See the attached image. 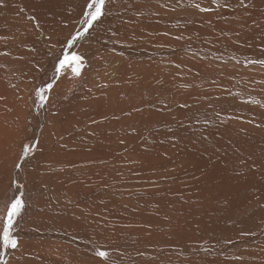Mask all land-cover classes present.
Instances as JSON below:
<instances>
[{"label":"bare ground","instance_id":"bare-ground-1","mask_svg":"<svg viewBox=\"0 0 264 264\" xmlns=\"http://www.w3.org/2000/svg\"><path fill=\"white\" fill-rule=\"evenodd\" d=\"M163 1L112 0L108 5L109 14L103 19V22L90 29L86 38L78 41L70 50L65 47V41L77 30L83 28L79 20L84 11L85 0H3V7L0 2V8L2 9H0V21H5V27L0 28V33L4 35L9 46L5 56H0V103L5 102V112L1 109L0 113V130L2 127L5 130L1 132L0 140L3 135L8 136L11 140L12 136L17 135V138L14 139L15 143H12L14 151H12V145L8 142L0 145V173H3L2 178L0 177V209L4 208L5 201L9 196L19 194L15 190L17 184L25 185L21 191L25 193L24 199L26 201V207L21 217L18 218V225L14 229V234L17 235L19 241L18 247L9 250L0 248V257H2L0 264H3L5 260L8 264H105L103 260L95 255L96 249H107L111 252L109 253L108 264H144L145 261L139 258H145L150 253H157V250L163 251L164 246L169 242L176 244L177 247L168 248V250H171L170 254L172 256L170 257L173 258L162 264H264V242L263 244H252L255 242L253 240L257 242L262 234V228L259 229V227L256 231V233L258 232L257 235L237 242L239 244L247 242L249 246L243 252L235 254L233 252L234 257L230 255L220 257V253H224L227 249H224L225 245L221 247L223 252L212 248V250H209L197 246V248L193 247L195 244L187 246L185 239H187L188 233L185 238H171L189 230L187 227L189 224L182 223V219L194 221L197 216L207 217L206 207H217L219 213L216 214L219 216L228 214L224 221L234 219L241 211L246 212V207L252 208L250 203L244 205L243 202V204L241 202L240 204L239 200H235L239 196L243 197L244 193L237 188L241 186L239 183H232V185L227 183V180L231 179H225V183L224 181L218 182L215 179L210 181L209 177L208 180L197 182L187 188V192L183 195L178 194L181 184L177 185L176 192L169 190L161 196H148L149 200L147 199V202H144V207L138 208H147L149 213L136 216L135 222L142 226L141 230L143 232L151 233L157 241L148 240L147 242L130 244V242L124 241L123 238L121 239L122 234H124L120 230L121 219H133L128 207L130 199L126 197L127 200L124 199L126 206L122 207L125 210L122 209L123 211H119V214L113 217L116 221V226L113 228L115 233L114 243L104 244L102 241L104 239L102 234L105 230L103 226L106 221L108 223V220L111 219L110 216H107L111 210L107 203L108 201H114L111 195L106 192L109 188L108 184L105 185V182L108 183L109 181L107 179L108 172L112 168L116 169V165L113 164L127 156L136 159V165L129 167L126 165V168H129L132 173L136 171V166L141 164L137 162L138 159L145 161L139 167L145 172L147 167L145 169L144 167L147 165L160 164L159 166L164 168V164H161L166 162V159L159 153V149L165 145L151 147L152 143H149L150 145L144 144V139L150 141L152 135H159L156 137V142H158L165 138V131L162 133H158V131L163 129L164 125H167L169 109L167 87L164 88L163 85H160L161 88L155 87L158 86V83L154 86L150 85L151 79L144 77V75L153 74L152 72H157L158 68L162 71L161 74L165 73L168 76L172 74V69L190 74L194 73L196 78H200L203 74V69L201 70L199 67L187 68L186 61L179 60L177 55H174V61L172 62L174 67L171 69L164 62L157 65L145 58L146 55L143 54L146 51H141L138 48L130 49L128 46L137 43L152 44V41L158 40L179 47L180 42L178 40L171 39L163 34L170 26L178 31L185 32L187 28L192 29L191 33L200 31L201 36L209 38L212 37L207 33L209 28H206L203 24L199 27L195 21L200 23V20H202L204 23L213 26L216 23V21H212L210 11V13L208 11V13H202L203 11L201 12L200 8L198 9L195 6L201 2L206 8L211 5V0H194L195 2L191 0L187 3L184 1L182 5H180V0ZM19 8H22V11ZM229 12H220L218 15L228 17ZM32 17H35V19H32ZM255 17L254 14H252L251 19L239 15L231 18V22L241 19L240 21H243V23H250L249 25H251ZM262 19H264V16ZM229 32L232 36L239 35L234 29L228 30L225 35H230ZM92 43L96 45L88 48ZM5 44L7 45V43ZM84 44H88V46L82 49L81 47ZM62 50L83 55L84 64L79 76H73L70 69L60 74L56 73L55 66L58 64V60L62 58ZM114 52L117 53L115 56H113ZM137 58L140 60L137 65L144 67V70L141 68L139 72L140 79L144 78L146 80L143 81V84L141 81L136 84L132 83L131 79L133 77L129 76L130 60H137ZM118 62H123V67H118L119 69L115 72L114 69L118 66ZM133 66L137 71V66ZM228 76L230 75L228 74ZM225 78L227 77L222 78L223 82L227 81ZM258 78L260 82L264 83V75H259ZM30 79H33V85L27 89V83L31 81ZM205 79H208V77ZM232 79L234 80V77ZM3 81L5 82L3 83ZM47 83L53 84L49 94L51 106L46 107L49 106V102L46 103L42 109L40 108L41 113L33 117L35 111L32 110L35 106L34 90L36 87ZM86 87H89L91 91L90 89L89 91L88 89L85 90ZM144 87L145 89H143ZM239 91L232 93L233 89H228V94L236 93L239 95ZM219 96L218 98H220ZM29 98L28 104L27 99ZM232 98L228 95L224 98L226 99L224 102H229L228 104L231 105L232 103L235 104V109L243 108L242 111L257 114L259 119L255 122H258L259 125L250 128V119H246V116L245 119L242 118L237 111H235L236 113H230L234 116V119L228 120L225 116L228 114V110L215 111L206 107L205 104L200 105V103H197L199 101L189 103V107L186 109L181 104L175 106L176 109L179 108L184 111L182 123L187 125L179 132L188 131L186 134H188L189 140L204 135L211 140L204 142L207 147L210 143H221V145L215 146L214 150H211L210 155L207 154L205 157L200 158L195 164L193 163V157L188 154L189 152L179 149L173 150L174 155H182L192 162L191 169L202 177L203 174L208 177V173L202 172L209 167L212 159L217 162L214 171H227L239 176V178L241 175L243 177L258 173L257 170L249 171L248 166H252L257 161L261 162L262 165L264 164L259 158V154L264 156V122H260V120L264 121V114L259 112L260 107L249 106L250 103L248 105L241 104V99L240 101L239 98L236 99L238 103ZM263 99L264 97H261V100ZM230 110L232 109L230 108ZM15 114L20 116L23 132H26L25 127H29L28 134L25 133L26 136L22 140V134H18L19 124L18 120L16 121ZM122 114L123 116L120 117ZM243 114L247 115L244 112ZM187 115H191L192 118H195V121L192 123L187 122L190 120ZM193 123L195 125L199 124V126L194 128ZM114 124L116 126L112 131ZM231 124L233 126H226ZM223 126L227 127V130ZM137 133L141 135V140L137 138ZM128 134L129 137H126ZM188 142L190 143V141ZM25 144L35 145V148L24 158L22 168L17 170L15 164L18 162V157L21 156L22 145ZM137 145L146 146L149 149H145L148 151L144 152L141 150L136 151L138 150ZM191 145L192 143H190ZM195 147L204 146L195 145ZM240 151L247 153L246 155H250V157L245 159V155ZM233 158L237 159L234 162V170L229 164L230 162H225L226 159L231 161ZM9 159L11 162H9V167L6 170L5 167ZM149 159H152L153 163L149 162V164L146 161ZM6 172L9 173L8 180L5 179ZM259 173L256 176H264V174ZM160 175L150 174L146 178L143 177L145 178L144 181L142 178L140 180H126L124 185L131 184L130 186H134L133 183L136 186L140 184L141 187L144 185L146 187H142L141 193L150 192V194H154L162 189L160 185L147 186L153 182H161ZM162 177L164 180V176ZM192 180L186 179L184 183L197 181ZM197 185H206V187L201 188L202 190L198 189L199 191H191ZM219 188L224 193L232 189V198H226L225 194L218 193ZM112 192L123 197L128 196L127 192L118 189H112ZM169 195H171L172 200L179 199L185 205L183 207L178 205L177 208L174 206L165 207L164 203L168 198L165 196ZM136 201L139 204L143 202L140 198ZM149 204H156L158 207H147ZM152 208L158 210V215L154 213L157 216L151 213ZM2 214L3 212H0V215ZM175 214L181 215V217H178L179 220L177 222L171 221L172 219L169 221L170 218L176 216ZM216 214L214 213L215 216ZM183 216L185 217L182 218ZM220 218L224 219V216H220ZM224 221H206L203 228L214 234L215 224L221 230ZM0 229H2V224H0ZM238 230L240 229L234 231ZM251 230L253 231L254 228L252 227L249 231ZM231 239L229 237L226 241L223 239L220 241L226 244ZM148 244L149 246H147ZM151 245L154 246L152 251ZM123 246H126V248L133 247L134 250L119 249ZM195 258L197 259L195 260ZM155 262H157L156 259H153L148 264H156Z\"/></svg>","mask_w":264,"mask_h":264},{"label":"rangeland","instance_id":"rangeland-1","mask_svg":"<svg viewBox=\"0 0 264 264\" xmlns=\"http://www.w3.org/2000/svg\"><path fill=\"white\" fill-rule=\"evenodd\" d=\"M159 1H162V0H159ZM180 1H181L180 5H182L184 3V1H185V3H187L191 0H180ZM192 1L195 2L194 0H192ZM201 1H203V0H201ZM0 2H1V6L3 7V4H2L3 0H0ZM169 2H171V1H169ZM198 5H200V8H205V6L201 4V2ZM206 8L212 9L210 11L212 14L211 18H212V21H216L215 25L213 26L212 24H206L202 20H200V23L198 21H195V22H197L199 27L203 24L206 26V28H209V31L207 33L210 36H212L213 38L212 37L204 38V36L200 35L201 34L200 31H198V32L196 31L194 33H191L192 29L187 28L184 32V31H178L177 29L175 30V28L173 29V27L170 26L167 31L163 32V34L165 36L166 35L169 36L171 39L178 40L180 42L179 47H176L172 43H165L164 41H158V40L152 41V44L151 43H137V44H132V45L128 46L130 49L138 48L141 51L142 50H144V52L146 51L145 52L146 54L145 53L143 54V55H146L145 58H148V60H150L154 64L156 63L157 65L161 64L160 62H164V63H166V65H168L167 67L168 68L170 67L171 69H172V67H174V63H172L174 61V55H177L179 60L182 59L183 61H186L187 68L193 69V68L199 67V69H201V70L203 69L202 70L203 74L200 78H196V77H194L195 76L194 73L190 74L188 72L178 71L177 69H172L171 72L173 75L171 74L168 76L165 73L161 74L162 71L158 68L157 72L153 71L152 72L153 74H146L147 76L144 75V77L151 79L150 85L154 86V84L156 85L158 83V86H155V87L161 88L160 85H163L164 88L167 87L166 88L167 91H166V89H164L167 92V97H168L167 98V104L169 107L168 117H167V125H164V128L158 131V133H162L163 131H165V138L162 141L159 140L160 142L159 141L156 142V137L159 135H152L150 141L144 139L145 143L142 142V143L148 144V145H150L149 143H152V145H150L151 147L152 146L162 147L165 145L163 148L159 149V153L161 154V156H163L166 159L167 163L162 162L160 160V162H162L161 165L164 164L163 166H164L165 170H164V168H161L159 166L160 164H153L151 166H148V165L145 166L144 169L146 167L149 169V167H150L149 171L146 168L147 171L145 172V171H142L141 168H139V167H141L142 162L145 163V161H141V159H138L137 162L141 163V164H139V166H136V169H135L136 171H134L132 173H131L129 168L128 169L126 168L127 167L126 165H128V167L132 166V165H136V159H133V158H130L129 156H127V157H124L123 159L117 161V163L113 164V165H116V169L112 168L108 172V178L107 179L109 181H108V183H107V181L105 182V185L108 184V187H109V188H107L106 192H108L111 195V198L114 201H111V202L108 201V203H107L108 207L109 208L111 207V210H110L111 213L109 212L108 213L109 215H107V216H110L111 219L108 220V223L106 221L105 225L103 226V229H105L103 231V234H102V236L104 235L103 236L104 239H102L104 244L114 243V241H115V233L113 231V228H114V226H116L115 225L116 221H115V219H113V217L118 215L119 211L125 210V208H122V207L126 206V204H124V202H125L124 199H126V200H127V198L130 199V204L132 206L129 204L128 207L130 209L129 210L130 214L133 216V219H129V220L121 219L122 222H121L120 230L124 232V234H122L123 236L121 237V239L123 238L124 241L130 242V244H133L134 242L138 243V242H142V241L147 242L148 240L157 241L156 238L153 237V235L151 233L143 232L141 230L142 226L135 222L136 216L138 217L142 213H149L147 208L141 209L138 207H144V205H143V204H145L144 202H147V199L149 200L148 196H153V195L154 196H157V195L161 196V195H164L165 191H169V190L171 192H172V190L174 192H176L177 191L176 190L177 185L182 184V186L178 189V190H180L178 194L183 195L187 192V190H186L187 188H190L193 184H196L197 182L200 183V182H203L204 180H208L209 177H210V181H213L215 179L216 181L220 182V181H224L225 179H231V180H227V183H229L231 185H232V183H239V185H241V186H238L237 188L239 190H241L244 194L242 195L243 197L239 196L235 200H239V203L243 202L244 205H245V203H246V205L250 203L251 204L250 207H252V208L246 207V209H245L246 212L241 211V213L242 212H244V213H242V214L239 213L237 215V217H234V219L231 218L230 220L224 221L228 214L220 215V216H224V219H221L220 216L216 214V213H219L218 212L219 210H217L218 209L217 207H213V208L211 206L206 207L207 208L206 212L208 213L207 217L197 216L194 221H187L186 219H182V223H184L186 225L189 224L187 226L189 228V230L181 232V233H179V234H177L171 238H181V237L185 238L186 234L188 233V237H187V239H185L187 246H189L191 244H195L193 247L197 246L199 248H205V249H209V250L212 248L213 250L217 249L220 252H223L221 250V247L223 245H225L224 249L225 248H227V249L224 253H220V257H223L225 255H230L231 257H234L233 255L235 253L243 252V250L247 246H249L248 243L246 242V243H240L239 244L237 242H240L241 239H246V238L253 237V236L257 235L258 232L256 233V231H257L258 227H259V229L262 228L261 229L262 234L260 235L259 239H257L258 241L256 242V240H253L255 242H253L252 244H258V243L263 244V242H264V240H263L264 239V178H262L264 176H256L261 171L262 172L259 174H262V175L264 174V164L262 165L261 162L257 161V163L252 164V166H248L250 169L249 171L257 170L258 173H255L251 176H243V177L241 175L239 178V176L232 174L230 172H227V171H223V170L214 171V167L217 165V162L214 159H212L211 162L209 163V167H207L206 170L204 172H202V173H208V177H205L204 174H203V177L199 174H196L191 169V166L193 165V163L195 164L197 162V160L205 157L207 154L210 155L211 150H214L215 146L221 145V143H214V144L210 143V145L212 147L210 145H209V147H207L204 145V142L205 141L209 142L211 140L209 138H206L204 135H201L194 140H189L188 134H186L188 131L187 132H179V131L183 130L185 128V126H187V125H184V123H182L185 113H184V111H181L179 108L176 109V107H175L176 105L179 106V104H181V105L185 106L184 109H186L189 107V103L199 101L197 103H200V105L205 104L206 107L212 108L215 111L220 110V109L228 110V112H227L228 114L225 115L228 120L234 119V116L230 115V113L237 111V113L241 114L242 118H244L246 116L245 117L246 119H248V120L250 119V121H251L250 128H255L257 125H259L258 122H255V121H258L257 119H259L257 114H252V113H247L245 111H242L243 108L242 109L241 108L235 109L234 108L235 104L232 103V105H231V104H228L229 102H224V100H226L224 98H226L228 95H230L231 98L233 97L232 99H235V100L239 98V101L241 99V102H242L241 104L244 103L245 105L246 104L248 105L250 103L249 106H258V107H260L259 112L264 114V99L261 100V97H264V83L260 82V80L258 78L259 75H264V63H260V61H264V19H262V17L264 16L263 15L264 14V0H243V6H241V0H215V3H213V0H211V5H209ZM19 10L22 11V8H19ZM227 11H230L228 13L229 14L228 17H225V15L224 16L218 15V13H220V12H226L227 13ZM204 12L205 11H203L202 13H204ZM208 12H206V13H208ZM198 13H199V11H198ZM0 14H1V12H0ZM235 14H236V16H234ZM252 14H254L256 17H255V20H253L252 22L250 20V22L252 23L251 25H249L250 23H243V21H240L241 19H239L238 21L235 20L234 22H231V20H232L231 18H235L239 15L247 16L249 19H251ZM216 18H217V20H216ZM4 27H5V21L1 20L0 21V28L2 29ZM1 29H0V31H1ZM233 29L235 31H237V34H239V35L232 36L230 34V32L228 33L230 35H225V33H227L228 30L231 31ZM5 43H7V45ZM95 45H96L95 43H92L89 46H88V44H84V45H82L81 48L85 49L87 46H88V48H90V47H94ZM140 45H144V46H140ZM145 46L148 47V49H146ZM180 47H181V49H180ZM8 48H9L8 41L6 40L4 35H2L0 33V56H3V55L5 56L6 52L8 51ZM147 50H148V52H147ZM152 51H154L155 53ZM116 54L117 53L114 52L113 56H115ZM143 55H141V56H143ZM126 58L128 59V57H126ZM131 60H132V62H131ZM131 60H130L131 64L129 65V69H130L129 70V72H130L129 76L133 77L131 79V81H132V83H135V84L139 83L141 81V83L143 84V81L145 79L144 78L140 79V73L139 72L141 71V68H142V70H144V67L137 65V62L138 61L140 62L139 58H137V60L136 59H131ZM117 65L118 66H116V68L114 69L115 72L119 68L123 67V62H118ZM133 65L137 66V68H138L137 71L135 70V68H133L134 67ZM131 69H133V70L131 71ZM168 70H170V69H168ZM228 74L230 76H228ZM148 75H150V76L148 77ZM215 76H217V77H215ZM207 77H208V79H205ZM212 77H213V79H212ZM223 77H227L225 79L228 82L227 81L223 82L222 81ZM232 77H234V80L232 79ZM30 80L31 81H29L27 83V86H28L27 89H29L33 85V79H30ZM4 82L5 81H3V83ZM30 82H32V83H30ZM227 84H229V85H227ZM209 85H210V87H209ZM228 86H229V88H228ZM87 89L89 91L90 88L86 87L85 90H87ZM143 89H145V87ZM228 89L229 90L233 89L232 93L236 92L237 90L238 91L240 90L239 92H240V94H242V96H240V94L238 95L236 93L235 94H228ZM82 91H84V90H82ZM90 91H91V89H90ZM204 91H205V93H204ZM214 95H217V96L215 97ZM84 96H86V95H84ZM218 96L220 98H218ZM209 97H210V99H209ZM28 101H30V98L27 99V103H28ZM236 101L238 102V100H236ZM50 102H51V100L49 98V103H48L49 106H46V107L51 106ZM204 102H207V103H204ZM187 103H188V105H187ZM59 104H62V103H59ZM173 108H175V109H173ZM230 108L232 110H230ZM1 109L4 110V112H5V102L4 101H2L0 103V113H1ZM41 109L34 106L32 108L33 111L35 110L33 113V117L38 116V114L41 113L39 111ZM184 109H182V110H184ZM243 112L246 113L247 115L243 114ZM16 115L17 114H15V117H17L16 121L18 120L19 130L20 131L22 130L21 133L18 130V134L24 135V136L21 135V137H22L21 140H22L23 138H25L26 134H28L29 127H25L26 132H23V129L21 128L22 126L20 124V116L19 115L16 116ZM252 115H254V116H252ZM18 116H19V118H18ZM122 116H123V114L120 117H122ZM256 117H258V118H256ZM187 118L190 119L187 122L192 123L195 121V118H192L191 115L190 116L187 115ZM235 120H237V119H235ZM32 121H33V119H32ZM198 122H199V120H198ZM260 122L262 123L264 121L260 120ZM26 123H27V121H26ZM113 126L114 127H113L112 131L115 129L116 125L114 124ZM193 126L195 128V127L199 126V124L195 125L193 123ZM226 126H233V124L226 125ZM165 127H166V129H165ZM223 128H225L227 130V127L223 126ZM3 130H5V128L2 127V129L0 130V135L2 134L1 132H3ZM133 132H134V130L132 131V133ZM150 134H151V132H150ZM136 136H137V138H140V140L142 139L140 134L137 133ZM216 136L219 137L217 134H216ZM126 137H129V134ZM1 138L2 139L0 140V145H4L7 142L10 145H12L13 142L15 143L14 139L17 138V135L12 136V140H11V138H8V136H6V135H3ZM188 141H190V143H192L191 146H190V143ZM231 141L233 142L232 139H231ZM223 142H224V140H223ZM195 145H202L204 147H198L197 148V147H195ZM165 147H167V148H165ZM130 148H128V149H130ZM137 149L138 150H136V151L141 150L144 152V151H148L145 149H149V148L146 146L142 147L140 145H137ZM164 149H166V150H164ZM177 149L185 150V151H187V153L189 152L188 154L190 156H192L194 159L193 163L190 162L189 160H187L186 157H183L182 155H178V156L174 155L173 150H177ZM160 150H162V151H160ZM12 151H14V145H12ZM132 151L136 153V151H134V150H132ZM240 152H242V151H240ZM176 153H179V152H176ZM237 153H239V151H237ZM242 154L245 155V159L250 157V155H248V156L246 155L247 153L245 154L244 152H242ZM240 155H241V153H240ZM174 156H175V158H174ZM259 156H260L259 158H261V161L264 163V156L261 154H259ZM169 160H170V162H169ZM235 160H237V159L233 158L231 161L229 159H226L225 162L226 161L230 162L229 164L232 166V168L234 170ZM146 161L148 163L149 162L153 163L152 159H149ZM9 162H11L10 159L7 161V164L5 167L6 170L9 167V165H8V164H10ZM226 163H225V166H226ZM143 172H145V173H143ZM148 172H150V173H148ZM163 172H165V173H163ZM213 172H214V174H213ZM222 173H224V174H222ZM150 174H152V175L161 174L160 175V177L162 178L161 182H159V183L153 182V183L148 184V186H147V187H151L153 185L159 184L160 187L162 188L159 192H156L154 194H150V192L141 193L142 187L145 188L146 186L142 185V187H141L140 184H138L136 186L135 183H133V184L136 187L130 186L131 184L130 185H124L126 180H132V179L133 180L134 179L140 180L142 178V180L144 181V179ZM216 174H218V175H216ZM2 175H3V173H0L1 178H2ZM8 176H9V173L6 172V174H5L6 180H8ZM162 176H164V180H163ZM143 177H145V178H143ZM129 178H131V179H129ZM222 178H224V179L222 180ZM186 179H189V180L195 179L197 181L194 183L186 184V183H184L186 181ZM224 182L226 183V181H224ZM171 186H172V188H171ZM174 186H176V187H174ZM204 187H206V185H197L191 191L198 190V189L202 190ZM184 188H185V190H184ZM112 189H118L121 191H125V192H127L126 194L128 196L123 197L120 194L113 193ZM219 189H218V193L225 194L227 196L226 198H232V189H230L227 193H224V191L221 188H219ZM165 197H168L165 200L166 203H164L165 207H173L174 206L177 208L179 206L183 207L185 205L184 202L180 201L179 199H177V200L173 199L172 200L171 195L165 196ZM138 198L142 199L143 202L139 204L136 201ZM121 201H123V202L121 203ZM161 201H163V199H161ZM175 203H176V205H175ZM147 207H158V205L149 204V205H147ZM119 208H121V209H119ZM131 209H133V210H131ZM152 210L153 211H151V213L154 216H157L158 210L155 208H152ZM154 213H156L157 215ZM214 213L216 214V216L214 215ZM220 214H224V213H220ZM178 217H181V215L173 216L172 218L169 219V221L172 219L171 221L177 222L179 220ZM184 217L185 216H183L182 218H184ZM206 221H224L223 228L220 230V227L217 224H215L216 227L213 228V230L214 229H216V230H214V232H213L214 234H211L206 228H203V225ZM123 226H125L126 228L124 229ZM129 227H131V228H129ZM252 227L254 228V230L249 231L250 229H252ZM238 228L240 230L235 232L234 230L238 229ZM233 231H234V233L232 234ZM126 232H127V234H126ZM134 232H135V234H134ZM215 232H217L218 234ZM228 232H229V234H228ZM220 233H221V235H220ZM229 237H230V239L231 238L232 239L226 244H223L220 241L222 239L224 241H226ZM142 239H144V240H142ZM147 246H149V244ZM174 246L177 247L176 244H172L169 242V243H167V245L164 246L163 251L157 250V253H150L149 255H146L145 258H139V259L145 261L144 264H148V262L152 261L153 259H156V261H157V262H155L156 264L157 263L162 264V263L169 262L173 257H170V256H172L170 254L171 250H168V248L174 247ZM235 246H236V248H235ZM230 247H232V248L229 249ZM125 248H126V246H123L119 249L127 250V251H131L132 249L134 250L133 247L126 248V249ZM104 250L107 251V249H104ZM152 250H154L153 245H151V251ZM219 251H216V252H219ZM233 252H234V254H233ZM108 253H111V252L108 251ZM158 258H160V259H158ZM196 259L197 258H195V260Z\"/></svg>","mask_w":264,"mask_h":264},{"label":"snow or ice","instance_id":"snow-or-ice-1","mask_svg":"<svg viewBox=\"0 0 264 264\" xmlns=\"http://www.w3.org/2000/svg\"><path fill=\"white\" fill-rule=\"evenodd\" d=\"M111 2L112 0H85L84 11L79 20V23L83 28L82 30H77L75 34L70 36V38H66L65 47L67 49L70 50L78 41L84 40L90 29H93L96 25L103 22V19L109 14L108 5ZM213 3H215V0H213ZM195 6L200 8V5L198 4ZM241 6H243V0H241ZM200 10L207 12L212 9L200 8ZM32 19H35V17H32ZM260 63H264V61H260ZM83 64L84 57L82 54L62 50V58L58 60V64L55 66V71L60 74L63 71L70 69L73 76H79ZM52 88V83H47L46 85L35 88L34 104L36 107L43 108L45 104L49 102V94ZM34 148L35 145L32 144L22 145L21 156L18 157L15 169L19 170L22 168L24 158H26L28 153L33 151ZM244 163H246V161H244ZM24 187L25 185L23 184H17L15 190L19 194L9 196L5 201L4 208L0 209V212H3V214L0 215V224H2V229H0V248L4 250L17 249L18 247L19 241L17 235L14 234V229L18 225V218L21 217L22 212L26 207V201L24 199L25 193L21 191ZM95 255L103 260L105 264H108V251L96 249ZM0 259H2V257H0ZM3 264H8V262L5 260L3 261Z\"/></svg>","mask_w":264,"mask_h":264}]
</instances>
